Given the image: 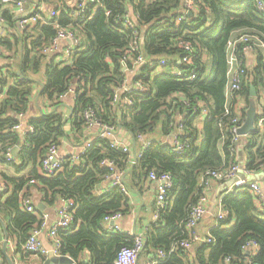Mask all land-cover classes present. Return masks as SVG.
<instances>
[{
	"label": "trees",
	"instance_id": "trees-1",
	"mask_svg": "<svg viewBox=\"0 0 264 264\" xmlns=\"http://www.w3.org/2000/svg\"><path fill=\"white\" fill-rule=\"evenodd\" d=\"M183 5V0H97L85 3L82 19L74 18L72 9L64 3L51 10L52 16L46 15L49 20L40 18L24 29L18 25L21 16L2 13V19L14 32L0 35V51L5 53L0 55L4 62L0 68V163L15 171L30 164L36 167L51 145L59 146L66 136L61 99L69 91L73 98L69 121L74 130L87 127L84 113L90 110L96 123L126 131L139 145L136 152L141 154L134 166L129 164L132 150L129 154L114 150L109 139L95 137L79 154L78 163H64L56 176L45 178L33 172V178L42 186L39 189L51 203L61 199L74 204L71 224L57 232V239L58 255L77 264L84 252L89 255V264H113L122 247L134 246V237L109 231L103 224L106 216L129 213V198L118 187L100 189L104 192L101 195L96 193L111 174L103 161L112 162L116 170L122 171L127 190L142 184L150 173L169 175L167 205L156 211L158 217L147 228L141 251L145 256L164 251L166 257L158 264H190L189 250L177 248L170 255L168 252L175 242L189 237L184 223L203 194L201 177L207 171L227 169L237 163V152L232 155L230 149H237L239 142L232 143V136L219 127L224 111L226 48L243 32L256 35L264 43V12L257 9L256 0H201L196 3V12L178 22ZM128 13L134 18L136 39L122 22ZM57 27L73 32L79 40L67 59L56 60L42 53L56 36ZM180 42L187 43L190 51H185ZM132 46L137 50L132 51ZM253 53L254 63L247 67L243 45L236 46L246 70L239 91L246 110L250 86L256 89L257 104L264 107V54L259 49ZM138 55L146 62L131 83L141 81L144 90L124 92L112 104L114 91L127 83L123 67L130 68ZM184 57L188 65L178 63ZM161 59L166 64L158 69ZM177 69L183 76L194 72L195 79L177 81L173 77ZM39 82L40 97L48 101L52 110L28 118L26 126L32 131L22 135L12 128L22 121L20 114L28 113ZM203 111L205 117L201 119ZM244 118L242 110V122ZM227 121H222L224 129ZM139 136L144 142H139ZM173 136L184 145L182 152L174 151L172 143L166 142ZM14 147L18 148L15 162H6V149ZM242 153L247 171L257 172L264 167V121L245 137ZM15 184L17 187V181ZM231 190L221 199L226 215L210 231L211 243L198 246L197 264H264V209L256 208L247 188ZM1 198L0 195V212L5 209ZM15 221L25 223L16 231L22 238L17 246L21 252L28 237L26 226L35 223L38 227L41 221L27 212L18 213ZM248 241L258 246L254 257L246 256L243 250ZM39 256L44 260L45 256Z\"/></svg>",
	"mask_w": 264,
	"mask_h": 264
},
{
	"label": "built area",
	"instance_id": "built-area-1",
	"mask_svg": "<svg viewBox=\"0 0 264 264\" xmlns=\"http://www.w3.org/2000/svg\"><path fill=\"white\" fill-rule=\"evenodd\" d=\"M26 1H43V0H26ZM97 0H77V4L75 6V9H72V16L74 18H82L83 19V13H84V6L85 3H95ZM201 0H183V8H182V15L177 18V21L180 22L187 16L189 13H193L197 11L196 3L200 2ZM2 4L6 5H14L19 13L22 12V2L19 0H0ZM256 6L259 11L264 12V1L263 0H256ZM50 16L53 15L52 11L49 12ZM41 17L36 15H31L29 17H21L19 20V27L21 29L31 27L37 23V21ZM47 18V19H46ZM45 20H49V16L46 17ZM125 27L132 30V33L135 36V39L138 38V35L136 33V30L134 29V18L130 13L125 15L122 20ZM57 33L56 36L52 39L49 46L43 48L42 53L44 55H51L54 53L59 44L62 40H67L70 44V47L67 48L63 55L62 59H67L70 56L71 51L73 48L79 44V40L76 37V35L64 28L57 27ZM0 31V35H3V32ZM141 38V37H140ZM238 44L243 45V52L247 51H254V50H264V43L260 41V39L253 34H247V33H240L238 37L234 40H231L227 44L226 48V64H227V71H226V82L224 86V111L222 116L219 119V127L223 130H226V132L229 133V135L232 136V143L237 144L242 137L238 135V129L242 126L243 122L241 120V113L242 110L246 111V103L245 100L239 95V91L241 89V81L245 76L246 70L245 66L243 64V61L240 60L236 54V46ZM179 45L185 50L190 51V46L187 43H179ZM137 47L132 46V51H136ZM3 52L0 51V55ZM146 61L143 58L142 55H138L130 64V68L123 67V70L127 72L129 76H131V79H133V76L137 74V71L139 67L144 64ZM179 64L183 63L184 65L189 64V60L187 57L182 58L178 62ZM164 60H159L157 62L158 69H161V67L165 66ZM173 77L177 80H194L195 79V73L190 71L186 76H183L182 72L178 69L173 72ZM132 81V80H131ZM142 92L144 90V85L141 83V81H135L134 83H126L119 89H116L114 91V95L112 98V104H116L119 100V95L124 92ZM72 93V91H69V94ZM126 103H130V101L127 99ZM234 109V115H232V111ZM24 114H20L18 118L21 120H24ZM202 116H205V111H203ZM224 118H227V128L224 129V123L222 124V121ZM203 119V118H202ZM84 120L87 123V128H93V127H100L102 129V132L97 135L98 138H107L110 141V148L114 150H120L123 153H130L131 149L129 145H125L122 143V141L117 140L116 131L120 129H115L114 127L107 126V125H101L99 123H96L94 120L93 112L90 110H87L84 113ZM264 121V114L260 118H258L256 127H261L262 122ZM22 124V123H21ZM18 124L14 126L12 129L17 131H22V125ZM87 129V130H88ZM31 132L32 128L30 126H27L26 129H24V132ZM182 127H178V132L181 133ZM131 138V136H130ZM138 140L140 142H144V138L142 136L138 137ZM173 147L174 151L176 152H182L184 150V145L179 143L176 140V137L173 136L169 140ZM91 141H87L83 143L82 149L80 153L76 155H71L68 157H61L58 154V146L51 145L46 153L44 158L41 160L39 165V174L42 177L45 178H52L56 176L61 170L64 163L69 162L70 163H78L79 160V154H82L87 147H89ZM133 143V141H132ZM146 146V144H144ZM13 148L6 149L5 152V159L6 162H15V157L12 155ZM237 152L236 148L230 149V154H234ZM132 154V151H131ZM140 153H135L131 157V160L129 161L130 166H134L136 164L137 158L140 157ZM237 155V153H236ZM106 167H108L111 174L107 177L106 180H110V187H118L122 193L127 195V189L123 185V173L122 171H116V168L114 167V164L110 161H103L102 163ZM118 172V174H117ZM249 174L250 172L247 171L245 168L240 171L237 163L232 164L227 169H221V170H214V171H207L204 173V175L201 177L200 183L203 187V194L198 199L196 204L191 208L190 213L184 223V229L189 232V237L187 239H182L178 242H175L169 249L168 254L174 253L177 248H181L184 251H188L191 249V247L196 244H209L211 243V238L209 235L206 238H202L201 236L197 235L194 232V229L196 226L204 219V217L208 214V197H207V191L210 188L211 184L214 182H224V181H230L234 178H237L233 184L234 187H242L247 188L252 196L253 199H255L256 205L260 209H264V190L260 188V185L256 182L248 183L244 179H240L238 174ZM148 180L151 182H154L156 184V194L154 198L155 202V208L156 211L163 210L165 206L167 205V190L171 187V179L169 175L162 174L160 176H156L154 173H150L147 177ZM111 188H106L104 190L108 191ZM0 189H5L2 185H0ZM7 190V189H5ZM96 193L98 195H101L102 191H99L97 189ZM21 206L23 210L27 213L36 214L38 219H40L41 223L38 226V228L34 229L30 235L27 237V240L25 242V251L33 254V255H42L46 256L48 252L43 248L42 244L40 243L38 236L41 233L42 229L46 226V220L47 217L43 215L42 213H39L36 209V207L32 204V202L26 198L23 197L21 201ZM74 208V204L69 200H62V205L59 207L57 211V220L51 225V227L48 229V235L53 240L54 248L51 251V254L58 256V248H59V241L57 239V232L59 230H65L67 229L72 220L71 211ZM155 211V219H157L158 214ZM226 215V212L221 208L217 210L215 214V221H219L223 219ZM122 219V215L120 213H116L113 215L106 216L103 219V224L105 227H107L108 230L113 231H119V227L116 224L118 220ZM143 249V241L141 239H135L134 246L133 247H122L119 252L117 253L116 259L113 264H139L138 258L141 254V251ZM258 249L257 244L254 241H248L243 246V250L254 253ZM166 254L162 250L155 251L154 255L148 256V258L144 261L143 264H158L159 262L163 261L165 259ZM228 259H225V262L228 263ZM75 264V261H73ZM251 264V263H250Z\"/></svg>",
	"mask_w": 264,
	"mask_h": 264
},
{
	"label": "crops",
	"instance_id": "crops-1",
	"mask_svg": "<svg viewBox=\"0 0 264 264\" xmlns=\"http://www.w3.org/2000/svg\"><path fill=\"white\" fill-rule=\"evenodd\" d=\"M22 2V12L19 13L16 7L14 5H6L2 4L0 7V23L2 25H6L7 28L4 26H0V31L3 32V35L12 34L14 32L13 29H11L4 20L2 19V13L4 12H12V14L15 15V17H29L34 12L41 17L45 21V17L51 10L58 9L60 6H62L64 3H66L68 6H70L71 9H75V6L77 4V0H48V1H21ZM1 32V33H2ZM70 47V44L67 40L60 41V44L57 48V50L52 53L50 56L57 57L56 60L62 59V55L64 51ZM262 54H264V50H261ZM5 54V53H2ZM254 53L252 51H247L244 54L245 58V65L247 67H250L254 63ZM4 62L0 58V68ZM127 83L131 82V76L128 75L127 77ZM40 89V82L35 85L34 87V96H32L31 105L29 107L28 113L24 116V120L20 122L22 123V131H19L22 135L24 134V129H26V121L30 117H37L40 114H46L52 110L50 104L46 99L40 97L39 93ZM62 109L66 116V121L64 124V131L66 136L60 141V144L58 146V154L61 157H68L71 155H76L80 153L83 143L92 140V138L97 137L99 133L102 132V129L100 127H93L88 129L87 127L81 131L74 130L72 128V124L69 121V118L71 116L70 107L73 105V98L71 95L67 94L62 99ZM262 106L261 104H258ZM263 110L264 107L262 106ZM205 116H202L204 118ZM201 126V123L199 122V126ZM88 129V130H87ZM116 136L118 137L117 140L122 141L125 145H129L130 149L132 150V155L136 153V149H138L139 145L136 146L135 142L132 143V139L130 138V135L123 130H117ZM170 139H167L166 142L170 143ZM245 143V137H243L240 142ZM140 142V141H139ZM165 142V141H164ZM141 143V142H140ZM236 161L238 167L239 165V158L236 155ZM242 165L239 167L240 171H242L245 168V156L242 153ZM37 171L39 174V166L33 165H27L25 168H23L21 171H15L11 166L8 164L0 163V185H2L5 189H0V195H1V203L5 205V209L0 212V231L3 237V230L2 226L5 227L7 230L8 235V242L6 246L5 253L2 250V243L3 241L0 240V264H7L8 257L12 264H44L46 260H48L49 257H47L49 254H51L52 249L54 248L53 240L48 235V229L51 227V225L57 220V211L59 207L62 205L61 199H56L53 203L50 202L49 197H46L42 191L39 189V187H42L40 182L37 179L33 178V172ZM130 170V169H129ZM116 171H119L118 169ZM118 174V172H117ZM40 175V174H39ZM124 176V175H123ZM240 179H244L246 182H256L260 185V188L264 190V167H262L257 172H250L249 174H241L239 175ZM29 179L28 181H25L22 185H18L21 180ZM237 178H234L230 181H224V182H214L211 184L210 188L207 191V197H208V214L204 217V219L196 226L194 229V232L201 236L202 238H206L212 229H214L217 226V222L215 221V214L217 210L221 206V199L224 195L231 192L233 189V184ZM15 181H17V187L15 184ZM225 182H230L229 186L225 189L223 187V184ZM232 182V183H231ZM110 180H105L101 182L100 186L98 187V190H104L106 188L110 187ZM155 194H156V184L154 182H151L150 180L146 179L142 184L136 185L134 189L127 190V196L129 198V213L124 214L122 216V219L118 220L116 224L119 227V231L122 234L132 236L135 239H141L144 242V236L147 228L149 227L150 223H152L155 220ZM26 197L28 198L32 204L36 207L37 211L39 213H42L47 217L46 220V226L44 229H42L41 233L38 236V239L40 243L42 244L43 248L48 252V254L45 256L44 260L40 258L39 255H28L25 253V242L27 240V237L25 239V242L23 244L21 252H18L17 246L22 242V238L18 237L17 230L25 226V223L22 222H16L15 219L18 215V213L25 212L21 206L22 198ZM254 203L257 209L258 206L256 205L255 199ZM41 204V205H40ZM40 205V208L39 206ZM35 217H37L36 214H33ZM38 218V217H37ZM2 224V225H1ZM35 223H29L26 227L27 229V236L30 235V233L38 228L35 226ZM107 229V227H105ZM113 231V230H109ZM198 246L194 244L191 249L188 251L189 257L188 260L190 264H197V250ZM246 256L254 257L256 255V252L250 253L247 251H244ZM57 257H60V255L55 256L53 255V258L55 259L56 263L58 264ZM148 258V256L139 255L138 263L143 264L144 261ZM77 264V262H75ZM80 264H89V255L87 252H84L81 258Z\"/></svg>",
	"mask_w": 264,
	"mask_h": 264
},
{
	"label": "water",
	"instance_id": "water-1",
	"mask_svg": "<svg viewBox=\"0 0 264 264\" xmlns=\"http://www.w3.org/2000/svg\"><path fill=\"white\" fill-rule=\"evenodd\" d=\"M19 1L24 2L25 0H19ZM188 16H190V13L188 14ZM0 26H4L5 28H7L6 25H2L1 23H0ZM249 97H250V99L248 102L247 110L245 111V118H244L243 124L238 129V132H237L238 135L241 136L242 138L247 137L248 135H250L251 133H254L256 131V121L258 118H260L264 114V110H263L262 106L258 105L256 102L257 93H256V89L253 86H250ZM17 151H18V148L14 147L12 150V155L14 157H16ZM40 205H38L39 208H40ZM2 230H3V237H2V234L0 231V240L3 241L2 250L5 253L7 242H8V235H7V230L5 229L4 226H2ZM47 257H49V258H48V260H46L44 262V264L56 263L55 259L53 258V254H49ZM5 258L7 259V264H12L11 260L8 257L5 256ZM57 259H58V264H74L73 260L69 257H66V256H60V257H57Z\"/></svg>",
	"mask_w": 264,
	"mask_h": 264
},
{
	"label": "rangeland",
	"instance_id": "rangeland-1",
	"mask_svg": "<svg viewBox=\"0 0 264 264\" xmlns=\"http://www.w3.org/2000/svg\"><path fill=\"white\" fill-rule=\"evenodd\" d=\"M8 55V53H7ZM244 143L241 141L238 145H237V157L239 158V167H241L242 165V149H243ZM232 183V182H231ZM230 182H225V184H223V187H225V189L227 188V186H229Z\"/></svg>",
	"mask_w": 264,
	"mask_h": 264
}]
</instances>
